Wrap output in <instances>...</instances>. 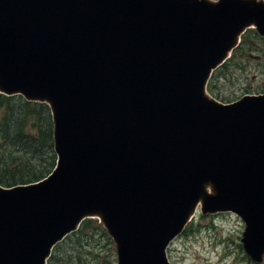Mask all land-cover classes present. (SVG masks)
Masks as SVG:
<instances>
[{
  "label": "water",
  "instance_id": "water-1",
  "mask_svg": "<svg viewBox=\"0 0 264 264\" xmlns=\"http://www.w3.org/2000/svg\"><path fill=\"white\" fill-rule=\"evenodd\" d=\"M250 28L264 38L263 0H0V93L49 106L57 157L43 180L0 187V264H47L88 218L117 264H169L199 204L239 217L260 262L264 95L205 91Z\"/></svg>",
  "mask_w": 264,
  "mask_h": 264
},
{
  "label": "trees",
  "instance_id": "trees-1",
  "mask_svg": "<svg viewBox=\"0 0 264 264\" xmlns=\"http://www.w3.org/2000/svg\"><path fill=\"white\" fill-rule=\"evenodd\" d=\"M251 34L256 36L253 29L241 36L230 59L213 73L207 89L215 97L221 99L214 91L213 80L228 74L233 64L230 62L242 58L246 49L251 50ZM262 53L264 61V48ZM53 146V125L45 103L0 94V186L27 185L47 177L56 163ZM97 236L106 238V244H113L96 219H85L76 232L54 247L47 264H115L116 258L112 255L109 263L108 259L99 257L94 243Z\"/></svg>",
  "mask_w": 264,
  "mask_h": 264
},
{
  "label": "rangeland",
  "instance_id": "rangeland-1",
  "mask_svg": "<svg viewBox=\"0 0 264 264\" xmlns=\"http://www.w3.org/2000/svg\"><path fill=\"white\" fill-rule=\"evenodd\" d=\"M256 33V32H255ZM251 50L242 58L233 60L229 73L214 79L216 94L234 102L245 95H264V38L251 34ZM237 61V62H236ZM221 212V213H220ZM99 223V221H97ZM244 224L229 211L202 215L199 208L188 223L185 234L175 238L167 248L170 264H264L254 262L244 252L241 239ZM97 239V240H96ZM99 257L115 259V245L106 244V238H95ZM110 264V263H109Z\"/></svg>",
  "mask_w": 264,
  "mask_h": 264
}]
</instances>
